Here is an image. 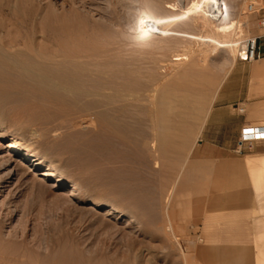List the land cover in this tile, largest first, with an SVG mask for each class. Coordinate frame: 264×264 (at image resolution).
Wrapping results in <instances>:
<instances>
[{
    "label": "rangeland",
    "instance_id": "obj_1",
    "mask_svg": "<svg viewBox=\"0 0 264 264\" xmlns=\"http://www.w3.org/2000/svg\"><path fill=\"white\" fill-rule=\"evenodd\" d=\"M129 1L122 0L118 4L117 0H32L37 6L53 8L59 15L69 12L74 4L90 23L104 24V20L110 17V13L118 8L117 12L121 16L126 15L130 18L128 23L125 19L123 20L122 31L128 33L127 36L133 37L135 35L133 20L142 14L144 3L137 2L135 9L129 12L126 8L120 7ZM192 1L151 0L150 5L155 17H171L174 13L182 14V9L187 8ZM249 1L252 0H218V2L216 0L219 9L215 6L214 11L217 9L218 12L215 15L208 9L205 12L206 16L208 15L207 19L210 20L206 19L205 13L201 10L197 12L194 10L190 15L185 14L181 21L167 23L169 36H172L168 37L163 44L159 43V46H164V48L155 49L161 51L155 53L154 50L152 57L140 51L138 53L127 52L126 56L124 55L128 58L131 55L130 57L137 59V68H140L142 74H140L142 78L139 77V82L146 85L145 91L147 90L146 93L143 92L144 89L140 91V94L142 93L143 96L145 94L144 97H146L144 98L146 103L142 101L144 102L142 105L149 103L148 106H150L151 101L155 103L161 96L162 85L158 84V76L171 75L174 69L178 68L175 65L176 62L173 61L175 56L184 53L188 47L194 48L192 49L194 55L192 54L190 58L182 57L181 61V63L184 61L185 66H188L187 63L189 65L196 63L197 67L195 66L193 76L190 75L184 81L180 80L182 86L177 79L175 81L171 76L167 77L169 79L166 83L168 86L170 83L172 85V82L178 83L179 85L173 83L174 87H172L173 89L178 87L176 90L181 91L180 95L188 94L187 86L194 87L199 94L204 91L205 95L209 91L207 95L209 98L207 103H209L205 106L204 115L201 116L202 112L199 114L200 117L197 115L195 119L187 120L195 127H192L195 134H200H196L197 139L201 140L200 143L198 140L199 144L195 146L193 159L215 165L238 162L241 165L238 171L247 176L248 184L238 187L230 186L225 184L226 180H219L218 177L212 176L198 187L180 189V181L175 187L173 197L169 199L168 192L174 187L178 170L169 179H163L161 169L154 167L152 158L146 157V159L150 158L149 161L141 160L134 152L123 148L109 152L102 150L100 146L102 141L99 142L100 138L94 134V130L92 132L93 128L79 126L80 128L75 127V130L70 123L58 124L56 132L52 133L53 137L52 135L45 137L42 139L45 144L41 145V140L34 144L36 146L34 148L39 152L43 166H52L58 176H63L65 184L55 190V197L49 195L42 199L34 194V191H29V184L20 186L18 178L13 180L11 191L17 192L13 204L17 207L18 215L3 226L1 234L6 242L16 246L17 251L16 253L15 251L5 253L0 250V264H43L45 260L48 261L46 257L54 260V256L57 257L59 252L57 246L59 241L67 243V255H82L86 258L83 261H77L78 264H211L197 259L199 255L200 258L205 256L199 254L200 247L239 249L245 247L253 256L254 212L250 204L238 211L231 208H209L213 196H222L239 189H247L251 196L252 181L248 178L250 168L245 165L244 160L249 156H260L264 152V142H257L251 147L248 146L242 154L237 153L239 146L235 143V119L238 116L250 114L257 118L251 123L254 126H264V119H259L258 112L252 113L249 106L230 103L223 95L227 83L235 80L234 73L237 70L241 72L239 81H244L246 78L249 83L252 96L259 97L261 93L259 68L264 58V30L259 29L256 18L248 14ZM168 3L178 4L179 10L177 12L166 10ZM207 4L206 1L205 8ZM198 17H201L200 22L202 21L199 28L191 25L192 20ZM229 19H234L244 25L242 29L246 37L262 36L260 43L263 57L261 60L240 63L235 57L236 54L232 56L228 50L213 43L209 31L210 25L219 26ZM115 32L118 33V31ZM233 63L235 69L227 74ZM150 68L151 71L147 72ZM245 70L246 73H244ZM152 75L155 79L157 78V81L153 79L154 77H150ZM162 76L159 77L162 79ZM225 77L224 85L212 102L220 82ZM206 79L212 81L210 87ZM148 99L154 100L148 101ZM236 108H244L246 112L242 114ZM208 109L211 113H208L209 116L204 123ZM195 134L191 136V138L194 136L192 138L194 140L196 139ZM7 143L8 139L2 142L0 156L6 151L4 146ZM87 144L90 150H86ZM109 153H112L110 158L113 156V160L108 158ZM6 171L3 170L1 175ZM52 183V181L49 182L47 186ZM74 186H77L78 196L72 201H66L61 196L62 193L66 188ZM6 194L7 191L0 197V202L5 201ZM99 201L103 207L95 208L93 203ZM108 206H113L116 212H122L124 217L115 223L114 216L103 217L102 212ZM6 214V211L0 212V222L5 219ZM236 215L239 222L233 224L231 220ZM128 220L131 224L125 227ZM169 226H173L178 240L175 241L171 233L167 231ZM197 238L204 239V242L197 241ZM42 259H45L44 262ZM44 264L57 263L48 261Z\"/></svg>",
    "mask_w": 264,
    "mask_h": 264
},
{
    "label": "bare ground",
    "instance_id": "obj_2",
    "mask_svg": "<svg viewBox=\"0 0 264 264\" xmlns=\"http://www.w3.org/2000/svg\"><path fill=\"white\" fill-rule=\"evenodd\" d=\"M121 1L117 0L118 4ZM150 1L130 0L125 5H120L121 8H126L130 12L135 9L137 2L144 3L142 14L133 20L135 35L129 37L127 36L128 33L122 31L124 25L122 22L125 19L128 23L130 18H127L126 15L121 16L117 12L118 8L110 13V17L104 20V24H101L90 23L74 4H72L69 12L59 15L53 8L37 6L32 0H0V151L3 147L2 142L8 139V143L4 146L6 151L0 156V197L7 191L5 201L0 202V212L2 210L3 213L4 211L7 212L5 219L0 222L1 251L5 253H14V251L16 253L17 251L16 246L6 242L1 234L3 226L18 215L17 207L13 204L17 192L11 191L13 180L18 178L20 186L29 184L28 188L30 190H28L34 191V194L42 199L49 195L55 197V190L65 184L63 176H58L52 166H43L42 158L34 148L36 147L34 144L52 135V133L54 134L58 124L70 123L75 130V127L80 128L81 126L93 128L91 129L92 132L94 130V134L100 138L99 142L102 141L100 145L103 148L102 150L109 152L123 148L131 150L141 160H145L146 157L152 158L154 167L161 169L160 173L164 177L163 179H169L178 170L174 187L168 192L169 199L178 182L182 181L184 185L186 184L188 171L195 174L190 166L195 168L200 166L198 162L195 164L190 160L200 138L197 139V133L195 134V130L192 128L194 126L187 120L195 119L197 115L200 117L199 114L202 112L201 116L204 115L205 106L209 103H207L209 91L205 93L206 96L203 94L204 91L200 95L194 87L184 84L188 87V94L180 95L181 91L177 92L176 90L178 87L173 89V83L175 82H172V85L170 83V86H173L172 88L166 84L167 79H169L167 77L170 76L175 81L178 80L180 85L182 80H186L190 75L193 76L192 74L197 67L196 63L190 65L187 63L188 66H185L184 61L183 63L181 61L183 60L182 57L190 58L192 54L194 55L192 50L194 48L188 47L181 55H174L175 59L173 61L176 62L175 65L178 68L174 69L171 75H159L162 76V79L158 76V84L162 85L161 96L155 103L151 101L150 106H148L149 103L146 104L147 106L142 105L144 102L146 103V100L144 101L146 97H144L145 94L144 96L141 95L140 91L144 89L143 92L146 93L147 90L145 91L146 85L139 82V77L142 74L140 68H137L138 61L136 58H132L133 56L130 57L131 55H129V58L128 56L125 57V53H138L140 51L142 54L152 57L155 49L164 48V46L160 47L159 43L162 42L163 44L168 37L172 36H169L167 23L181 21L185 14L190 15L194 10L196 12L201 10L205 13L208 9L210 13L215 15L219 8L216 0H193L187 8L182 9V14L174 13L171 17H155ZM206 1L208 4L205 8ZM215 6L217 9L214 11ZM179 8L180 6L174 3L169 4L166 10L177 12ZM201 17L193 19L191 25L199 28V24L202 23V21L200 22ZM207 17L208 15L206 19ZM243 26L239 21L229 19L219 26L210 25L208 27L213 43L228 50L232 56L236 54L237 59L239 42L247 38L243 33ZM115 31H118V33ZM239 33L240 35H238ZM159 50L154 52L156 53ZM233 67L234 63L231 65L230 70ZM148 70L147 72H150L151 68ZM150 77L152 78L154 75ZM226 77L220 82L212 102L215 100L217 92L225 82ZM199 79L201 78L199 77ZM155 80L157 81V78ZM207 81L210 87L212 81ZM178 83L175 84L179 85ZM155 96L157 94L154 95V98ZM150 100L148 99V101ZM209 109L205 114V118L209 113ZM201 126L203 127V125ZM255 126L264 127L263 125ZM196 130L198 131V129ZM193 133L196 137L195 140L192 139L194 136L191 138L194 135ZM44 142L42 140L41 145L45 144ZM88 145L86 150H90ZM104 152L106 153V151ZM75 154L77 153L75 152ZM111 154H108L110 155L108 156L109 159L113 158V156L110 158ZM262 158L264 159V157ZM189 161L194 165H190ZM258 161L260 162V160ZM249 162L252 163L250 159ZM251 163L249 164L251 165ZM255 166H258L259 170L261 165ZM3 170L7 171L1 175ZM198 170L201 171V169ZM262 170H259V172ZM192 174L191 176H193ZM254 174L256 176V171ZM194 177L196 175L190 177V180L191 178L194 180ZM198 178L200 179V177H197V181ZM261 178H258L257 181ZM51 181L53 183L47 186ZM244 182L247 181L244 180ZM262 184H264L263 181ZM255 185L258 186V184ZM61 196L66 201H72L74 197L78 196L77 186L66 188ZM261 202L264 201L258 203ZM93 206L101 208L103 204L99 201L94 202ZM257 209L260 211L259 208ZM257 212L255 213L256 216L259 214ZM102 216L106 218L114 216V223L124 217L123 213L116 212L113 206H108L102 212ZM254 219H259V217ZM129 221H126L125 227L131 224ZM167 231L171 233L175 241L178 240L173 226H169ZM262 231L264 232V229ZM57 246L59 248L57 257L54 256V260L46 257L48 261L57 264H68L86 259L82 255H71L72 257L67 255L68 246L65 242L59 241ZM254 250L257 251L255 248ZM86 254L88 255L87 252ZM42 260L44 262L45 259ZM48 261L45 260V262ZM230 262L232 263V261Z\"/></svg>",
    "mask_w": 264,
    "mask_h": 264
},
{
    "label": "crops",
    "instance_id": "obj_3",
    "mask_svg": "<svg viewBox=\"0 0 264 264\" xmlns=\"http://www.w3.org/2000/svg\"><path fill=\"white\" fill-rule=\"evenodd\" d=\"M233 68L235 69V65H234ZM233 68L229 71V73L233 71ZM259 71H260L259 73H260V90H261V93H260L259 97H255V96L251 95L249 83L247 82L246 78H245L244 81H239V77H240L239 75L241 74V72L238 71V70L235 71V73H234L235 74V77H234L235 80L229 81L227 83V87L225 89L226 91L223 93V95L225 96V100H227L230 103L231 102L232 103H240V104H245V105L249 106L251 112L252 113L258 112L259 113V119L262 120V119H264V58L261 60ZM244 73H246V70L244 71ZM224 83H223V85H224ZM220 88H219V90H220ZM236 110H238L242 114H244L246 112V110L244 108H236ZM209 114L207 115L206 119L204 120V123L206 122ZM256 119H257L256 117L251 116L250 114H246V115H243L241 117L238 116L235 119V143L236 144L239 145L240 134H241L242 128L245 127V126L251 125V123L253 121H255ZM200 142H201V140L199 141V143ZM258 142H264V141H258ZM196 147H195V149H196ZM247 148H248V146H245L243 151H245ZM195 149L193 150V153H192V156H191L190 160L193 161V163H195V164L198 162V165H200L202 168L200 166H199L200 167L199 168L197 165H195V166H197L196 167L197 169L195 167H193V166H190V165H194V164H191L192 162L189 161L190 162L189 166L191 168H193V170L195 171V174H192V171H188V176H187L188 180L186 181L185 185L181 181L180 189L198 187L203 181H207V180L211 179L212 176L218 177L219 180H226L225 184L226 185H230V186H246L248 184L247 182H244V180L247 181V177L245 176V178H244V174L240 173V171H236L239 168H241V165L238 162H234L235 164L234 163H229V164L226 163V164H218V165H215V164L209 163V162H200V161H197V160L193 159V156H194V153H195ZM262 157H264V152L261 153L260 156H249V157H246L245 160H244V163L247 165V167L251 168L250 169L251 172L248 173L249 174L248 177L252 181V183H251V185H252V190H251L252 194H251V196H250V192L247 189H239L237 191L227 192V193H225L222 196H213L212 199H211L210 205H209L210 209H214V208H218L219 207V208H222V209L231 208V209H233L235 211H238V210L246 208L248 206V204H250V206L252 207L253 212H254L253 219L259 217V219H254L253 220V229L255 231L253 230V232H252L254 234V242L256 244L253 247V250L255 248L257 251L255 252V250H254V255L251 256V254H249V252H248V249L245 248V247L244 248H240V249L239 248H220V247L219 248H216V247H200L201 251H200L199 254H202V255L204 254L205 256H204V258H200V255L198 254L199 256L197 257V259L203 260V261L211 263V264H215V263H218V264H237V263L238 264H256V263L257 264H259V263L260 264H264V245H262V244H264V241H263L264 240V232L262 231L264 229V225H263V223H264V220H263L264 219V217H263L264 216V212H263V210H264V202H261L262 203V205H261L262 207L260 206L261 203H258L260 201H264V199H263L264 198V196H263L264 195V192H263L264 191V187H263L264 184H262V181L264 183V163H262V162H264V159ZM261 158L263 159V161H262ZM249 159H250V161H252L254 166L252 165L251 162H249ZM257 159L260 160V162ZM255 160L257 161V163L259 165H261L259 170L263 169L262 171L259 172L258 166H255V165H258L257 163H255L256 162ZM253 161H255V162H253ZM248 162L251 163V165ZM189 166H188V169H189ZM191 168H190V170H191ZM198 169H201V171L198 170ZM254 169H256V170H254ZM231 170H233V171H231ZM197 171H198L199 174L196 173ZM255 171H256V176L254 174ZM260 173H262L263 175L260 174ZM191 174L193 176L196 175V177H194L195 178L194 180L192 178L190 180V177H193V176H191ZM235 174H237V175H235ZM234 176H236V177H234ZM257 176H258V178L262 177L261 178L262 181L261 180H259L260 182L257 181L258 180ZM197 177H200V179L198 178L199 179L198 181L196 180ZM238 181L240 182V184H239ZM256 182H258V183H256ZM241 183H242V185H241ZM255 184H258V186L255 185ZM259 185H260V187H259ZM256 197H257V199H256ZM256 203H258L259 205L256 204ZM257 208H259L260 211H258ZM257 211L259 212L260 215L257 214V216H256L255 213ZM238 222H239V219H238V217L236 215L231 220V223L237 224ZM254 222H255V224H254ZM195 227H197V226L195 225ZM197 241L204 242V239L197 238ZM239 254H240V256H239ZM247 254H249V255H247ZM231 256H234V257H231ZM226 258H228V260H226ZM238 258H240V259H238ZM242 259H244V260L243 261H239V260H242ZM230 261H232V263ZM255 261H257V262H255Z\"/></svg>",
    "mask_w": 264,
    "mask_h": 264
},
{
    "label": "built area",
    "instance_id": "obj_4",
    "mask_svg": "<svg viewBox=\"0 0 264 264\" xmlns=\"http://www.w3.org/2000/svg\"><path fill=\"white\" fill-rule=\"evenodd\" d=\"M247 12L256 18L259 29L264 30V0H252L247 4ZM262 36L247 37L239 42L237 60L240 63H252L263 57L261 40ZM242 44V46H241ZM258 141H264V127L245 126L241 130L238 154L243 153L245 146L251 147Z\"/></svg>",
    "mask_w": 264,
    "mask_h": 264
}]
</instances>
